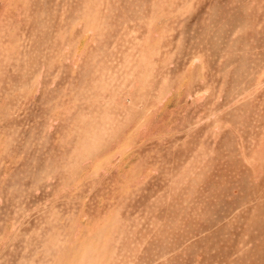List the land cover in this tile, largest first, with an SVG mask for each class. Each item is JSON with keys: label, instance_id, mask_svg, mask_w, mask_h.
I'll return each instance as SVG.
<instances>
[{"label": "rangeland", "instance_id": "374dc122", "mask_svg": "<svg viewBox=\"0 0 264 264\" xmlns=\"http://www.w3.org/2000/svg\"><path fill=\"white\" fill-rule=\"evenodd\" d=\"M0 264H264V0H0Z\"/></svg>", "mask_w": 264, "mask_h": 264}]
</instances>
